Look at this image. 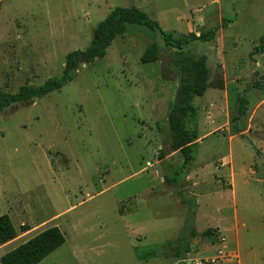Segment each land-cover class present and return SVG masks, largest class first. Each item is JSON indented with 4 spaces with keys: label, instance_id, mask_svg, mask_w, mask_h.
Wrapping results in <instances>:
<instances>
[{
    "label": "rangeland",
    "instance_id": "obj_1",
    "mask_svg": "<svg viewBox=\"0 0 264 264\" xmlns=\"http://www.w3.org/2000/svg\"><path fill=\"white\" fill-rule=\"evenodd\" d=\"M133 7L176 39L220 27L213 43L183 51L217 66L195 100L191 173L175 176L183 158L168 125L179 53L132 25L62 90L0 113V216L18 230L0 255L58 227L66 243L40 264H213L222 238L229 257L215 264H264V53L251 57L264 38V0H0V90L61 77L99 23ZM152 44L160 61L143 64ZM239 97L250 103L244 138L233 124Z\"/></svg>",
    "mask_w": 264,
    "mask_h": 264
},
{
    "label": "trees",
    "instance_id": "obj_2",
    "mask_svg": "<svg viewBox=\"0 0 264 264\" xmlns=\"http://www.w3.org/2000/svg\"><path fill=\"white\" fill-rule=\"evenodd\" d=\"M231 21L224 19L222 28H225ZM136 25L145 27L152 32L161 35L167 48L179 53L174 61V67L180 74V84L177 98L168 113V125L171 134V148L173 152H180L183 158V165L175 173L187 176L191 173L192 164L196 160L199 139V111L195 106L197 98H203L207 93L213 74L217 66L206 56L199 58L189 57L183 54L194 42L213 43L216 40L220 27L208 30L200 34L191 33L186 38L176 39L172 34L163 30L160 23L153 20L144 10L139 8H116L111 14L94 30L90 46L84 51H75L66 58V66L61 77H54L47 80L40 86H23L16 93H8L0 90V113H6L14 107L26 106L37 100L47 97L56 91L62 90L74 80V71L80 65H89L98 59L107 56L113 42L129 31L130 26ZM264 53V38L260 46L255 48L251 57ZM161 58V47L152 44L142 56L143 64L159 62ZM253 89L262 88L255 84ZM239 112L233 118L234 132L240 137L242 133V122L248 118L250 103L247 97H239ZM31 230L28 225L20 228L21 233ZM216 232L209 229L202 236H213ZM192 237L199 234L193 232ZM18 237L12 218L9 215L0 216V247L14 241ZM66 243L64 233L58 227H52L35 236L25 244L5 254L1 264H40ZM188 249L185 250V253Z\"/></svg>",
    "mask_w": 264,
    "mask_h": 264
},
{
    "label": "built area",
    "instance_id": "obj_3",
    "mask_svg": "<svg viewBox=\"0 0 264 264\" xmlns=\"http://www.w3.org/2000/svg\"><path fill=\"white\" fill-rule=\"evenodd\" d=\"M222 246L220 248V250L217 252V257L216 259L212 260V263H222L224 262L226 259H228V246H227V242L225 241L224 238H222Z\"/></svg>",
    "mask_w": 264,
    "mask_h": 264
},
{
    "label": "crops",
    "instance_id": "obj_4",
    "mask_svg": "<svg viewBox=\"0 0 264 264\" xmlns=\"http://www.w3.org/2000/svg\"><path fill=\"white\" fill-rule=\"evenodd\" d=\"M199 19L198 20H200L201 19V16H199L198 17ZM216 229H219L220 231H221V228H220V226H219V224H218V226L217 227H215ZM11 243V242H10ZM10 243H7V244H5V245H3V246H1L0 247V250L2 249V248H5L6 246H8V244H10ZM231 254L232 255H234V256H236L237 258H238V260L240 261V254L237 252V251H231ZM5 254H1L0 255V260H1V258L4 256ZM1 263V262H0Z\"/></svg>",
    "mask_w": 264,
    "mask_h": 264
},
{
    "label": "bare ground",
    "instance_id": "obj_5",
    "mask_svg": "<svg viewBox=\"0 0 264 264\" xmlns=\"http://www.w3.org/2000/svg\"><path fill=\"white\" fill-rule=\"evenodd\" d=\"M9 245V244H8Z\"/></svg>",
    "mask_w": 264,
    "mask_h": 264
}]
</instances>
